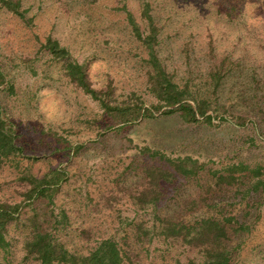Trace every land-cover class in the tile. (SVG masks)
I'll return each instance as SVG.
<instances>
[{
    "label": "rangeland",
    "instance_id": "rangeland-1",
    "mask_svg": "<svg viewBox=\"0 0 264 264\" xmlns=\"http://www.w3.org/2000/svg\"><path fill=\"white\" fill-rule=\"evenodd\" d=\"M12 1L23 17L0 3V107L20 152L0 159V203L26 205L0 264H39L26 247L35 231L79 256L109 239L122 264L199 263L171 230L204 219L225 228L230 264H264V0ZM129 14L143 36L154 27L157 62L212 124L161 111L122 123L69 80L67 60L110 105L157 103ZM185 157L202 165L194 176L167 161ZM57 171L52 201L26 199L32 179Z\"/></svg>",
    "mask_w": 264,
    "mask_h": 264
},
{
    "label": "trees",
    "instance_id": "trees-1",
    "mask_svg": "<svg viewBox=\"0 0 264 264\" xmlns=\"http://www.w3.org/2000/svg\"><path fill=\"white\" fill-rule=\"evenodd\" d=\"M0 3L13 13L23 17V12L19 10V2L12 0H0ZM129 22L133 28L135 36L145 44L149 51L150 64L155 71L149 75L151 80V91L158 100L156 104L144 107V105H110L101 97V92L91 88L85 74L84 66L75 61L67 60L64 65V72L69 80L79 87L84 93L92 99L98 101L101 107L113 118H120L122 123L133 122L138 118L152 117L156 112L170 115L177 113L180 118L189 123L204 121L212 124L214 117L209 113V107L204 101L193 103L187 98V91L174 83L163 68L157 62L153 50L154 27L151 25V31L143 36L138 26L133 22L131 15H128ZM150 21L149 15H147ZM46 48L55 58H67L68 52L65 48L59 46L56 41L48 38L44 43ZM240 120V118H238ZM225 120V119H224ZM243 125L242 122H237ZM15 135L8 119L3 116L0 107V159H7L20 152V148L15 143ZM162 157V156H161ZM173 169L185 176H194L202 165L190 157L167 159ZM243 168V167H242ZM218 178H224L219 176ZM62 180L60 172H52L42 179H32L31 187L26 192V199L37 196L52 197ZM24 203L22 206L24 207ZM21 204L9 205L0 203V247L5 248L8 242L5 239L6 225L13 219L15 213H18ZM171 230V229H170ZM173 235L181 237L182 240L196 248H199L203 258L196 263L194 260L186 262L176 261L172 264H230L231 254L227 249L225 241L227 234L225 228L219 222L210 219H204L197 224L185 227L184 229L174 228ZM27 251L33 254L39 264H122V257L116 244L105 239L98 243L96 248L85 256H79L67 251L62 244L57 243L51 234L47 232L35 231L32 237L26 242Z\"/></svg>",
    "mask_w": 264,
    "mask_h": 264
}]
</instances>
